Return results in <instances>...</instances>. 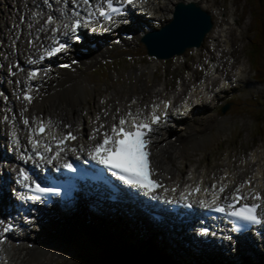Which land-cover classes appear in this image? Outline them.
Masks as SVG:
<instances>
[{"label": "rangeland", "instance_id": "1", "mask_svg": "<svg viewBox=\"0 0 264 264\" xmlns=\"http://www.w3.org/2000/svg\"><path fill=\"white\" fill-rule=\"evenodd\" d=\"M20 1H16L20 4L16 7L14 0H0V31L5 32L11 52L5 51L0 39V89H3L1 87L5 85V91L8 95L10 94V103L8 104L11 112H14L15 107L13 108V106L18 102V97L15 98L16 103L13 100L14 92L17 95L18 76L19 74L24 75V68L19 69L20 67H18L16 71L14 68L18 59L25 61L21 54L16 58L11 51V41L14 35V29L12 30V28L15 27L16 30L19 29L22 32L20 43L27 45L30 41L29 38L27 39L28 33H32L30 25L39 27L38 24L41 23V21L32 20L35 5L43 6L42 0H38V2L30 0L32 4L30 8L26 9L24 7L30 3L25 2V0L20 3ZM173 1L176 0H163L161 9H164V16L160 21L161 23L169 18ZM193 1L210 15L212 21L211 30L205 34L203 41L195 51L189 48L184 50L181 55L167 59H156L154 56H147L143 45L139 42L138 35L141 30H138L130 40H122L118 44H110L105 41L100 47L89 50V52H97L98 56L89 63L77 62L75 67L70 64L68 69L72 71L70 78L71 92H82L84 94V100L77 107L78 112L83 115L81 112L82 106L84 108L90 107L93 109L91 113L95 118L100 113H93L108 96L111 98L109 103H113L111 106L114 107H111V110H114L116 106L114 103L122 102L126 104L131 95L143 101L145 99L146 104L153 99H157L156 95L162 97L163 93H166L165 95L168 97L177 99H180L182 95L189 97L190 84L198 83L197 85L201 86L204 91V104L198 106L197 111L200 116L197 115V117L200 119L195 121L193 125V138L191 139L193 145L186 147L184 153L180 155L176 150L179 144L174 143L177 140H171L170 143H173L175 149L169 152L167 159L180 169L182 175L192 168L198 170L206 168L210 175L215 172L216 175H220L218 173L219 169L225 164L228 168L230 161H233L235 175H237L238 180H241L248 177L253 168L251 165L247 169L242 166L243 160L249 161L250 155L253 156V150H260L264 155V132H257V129L260 128L259 125L257 126L259 115L264 112V107L261 106L262 104L260 105V102H264V84H257L251 78L250 66L246 60L249 58L248 53L246 52L245 55L247 42L251 38V27L248 29L249 15L244 12V0ZM26 12H29L31 22L27 20L28 14ZM38 15L43 20L44 16H41V11L38 12ZM145 23L150 25V21L145 20ZM4 24L8 26L4 27ZM151 25V27L158 26L155 23ZM40 42L41 39H38L37 45ZM7 43H5L6 49L9 48ZM14 45L20 47L19 39L14 40ZM226 46H229L231 50L229 53L225 50ZM160 48L158 47V50ZM100 62L101 64L90 72V69ZM211 65L217 68V74L214 78H212L213 70L208 72ZM237 66L240 67V71H237ZM54 71L53 68L47 77V82L54 81L59 77ZM12 73L14 75L10 76ZM223 77L228 80L226 86L223 83ZM47 82L46 85H48ZM69 84L70 80L66 87L69 88ZM219 85H224V87L219 90ZM204 86H207V88ZM85 87L92 89L90 94H86ZM145 91H148V93ZM58 96L64 98L62 93ZM226 99H228V105H226ZM1 100L3 98L0 94V110L5 108L1 104ZM6 102H8V99ZM220 105L221 108L224 106V110L227 109L221 112ZM9 107L8 110H10ZM80 107L82 108L80 109ZM3 113L5 112H0V114ZM101 113L105 114L106 111L104 110ZM190 118L191 116L188 114L187 117L179 119L177 124L169 123V128L172 127L176 130L173 132L182 134L183 124ZM158 134H161V137L166 135L163 131ZM244 169L245 171H243ZM65 215L67 219L63 221V226L66 227L67 233L71 229L73 230V235L70 237L71 241L55 243L47 248H42V251L38 252L39 254L34 255H29L30 251L25 246L27 242H22L19 248L24 249L25 257L23 259L27 264H101L105 257H110V255H114L120 250L125 225L121 226V235H115L109 232V229H111L109 224L105 225L95 218V226H97L94 227L95 232L90 236L83 229L85 226L82 224L81 219L78 222L74 219L70 220L71 216L69 214ZM74 216L76 215L74 214ZM103 217L106 219L111 218L105 215ZM113 218L115 217L112 216L110 221L114 220ZM89 222L90 224L88 223L87 226L90 227L92 221L89 219ZM103 222L107 221L103 220ZM128 222L121 220V223L124 224ZM113 223L114 221H112ZM36 226V224H33L32 228ZM52 228L53 223L49 221L38 227L37 232H31L28 239L34 240L37 235L47 234L48 232L54 235L59 234L54 232ZM88 228L87 230H89ZM83 235L87 236V239ZM28 242L30 241L28 240ZM135 242L140 243L137 235H135ZM160 246L161 248L165 247L163 244ZM33 247H35V243ZM171 247H174V249L183 248L175 247V245H171ZM260 248L258 246L249 253H232L226 256H229L228 261H232L233 264H253L258 261L260 256H264V252H260ZM224 257L219 256L218 258L224 260ZM219 263L229 264L220 261ZM14 264L16 263L14 262Z\"/></svg>", "mask_w": 264, "mask_h": 264}, {"label": "bare ground", "instance_id": "2", "mask_svg": "<svg viewBox=\"0 0 264 264\" xmlns=\"http://www.w3.org/2000/svg\"><path fill=\"white\" fill-rule=\"evenodd\" d=\"M34 1L38 2V0H34ZM44 1L54 2V0H44ZM29 3L30 4L28 6H25L24 8H26V9L30 8V5L32 3L31 2H29ZM149 3H153V6H156L158 3L163 5L162 0H152ZM34 4H35V2H34ZM69 7H72V9L75 8L71 5H69ZM39 8H40V6L35 5L32 18L34 17V14L37 13V10ZM26 13L28 14L29 12H26ZM55 15H56V9H52V10L48 11V13L46 14V17L47 16H54L55 17ZM27 20L29 22L32 21V20H30L29 14L27 15ZM35 20H36V22L40 21L39 18H37ZM45 27H49V25L44 23V28ZM37 36L41 40H45L47 37V32L43 31V33H39V34L36 33L34 36H29V38L35 39V37H37ZM160 45H162V44H152V45H149V47L153 48L154 50H158V47H161ZM22 50L28 51V48L26 46H23ZM89 57H90L89 52H87V53L79 52V59L84 60V59H87ZM53 65L59 74H61L65 70V69H62L61 67H59L58 63H56V64L53 63ZM212 66L213 65H211V67ZM20 78H22V76H20L19 79ZM225 79L226 78L223 77V83L224 84H225V81H224ZM55 83L59 88H61L62 86H64V84H67L68 82L56 80ZM205 88H207V86H205ZM70 89L71 88H68V89L63 88L61 90V92H62V95L64 96V98H56L55 100H53L54 98L50 97V96L54 92V89L52 87L43 88L41 93L37 94L38 99H35V101L32 102L31 106H28L27 108H23V110L25 111V113L27 115H31V116L46 114V116L49 119H51V117H53V116H55V119L62 118V119H64V121L66 123H70L71 127L74 129H77V131L80 132V134L82 135L83 130L85 128V124L92 122V120L94 119L93 115L91 114L92 109L90 107H85V108H84V106H82L83 108L80 107V109L82 108V110H85L86 115L91 114V117L85 116L86 117L85 118L82 114H80L78 112L77 107L80 104V102H82L84 100V97H83L84 94L82 92H78V93L72 92L71 93V91L69 92ZM85 89H86V94H90V92L92 91V89L89 87H85ZM197 90H198L197 87H192L191 92H192L193 96L197 95V93H196ZM145 92L148 93V91H145ZM185 99H188V98H185ZM193 100L198 102L201 100V97L196 96L193 98ZM14 101L16 102V100H14ZM157 102L158 101H154V103H157ZM184 104L186 105L187 110H188V114H190L191 118L186 123H184V124L182 123L183 124L182 134H177V132H171V131H169L170 129H168L165 126L160 127L163 125L162 124L159 126L160 128H157V130L163 131L164 133H166V135L164 137H161V134L157 133L155 135L153 143H152V145H153L152 146V148H153L152 158H153L154 164H156L158 169H160L159 172H162L163 174L172 173L174 175L173 178L176 181L181 180L183 176L181 174L180 169L178 167H176L174 164H172L167 159V155L169 154V152L173 151L175 149L173 146V143L172 144L170 143L171 142L170 135L174 134L173 141L178 140L180 142L179 146L176 147V150L179 152L180 155H182L184 153V150L186 147H188V146L190 147V145L191 146L193 145L192 140H191L193 138V129H194L193 125H194L195 121L200 119L199 117H197V115H199L198 111H197L198 105L190 107V103H188V101H186ZM142 105H143L142 103H139L137 109H141ZM199 105L203 106V104L201 102ZM135 106H136V104H135ZM14 107L15 106H13V108ZM129 107H132V105L126 106V108H129ZM88 108H89V110H88ZM112 108H114V107H112ZM126 108L123 109L124 112H125ZM14 114L18 118L17 119V125L20 126V122H19L20 114L17 110H14ZM56 115H58V117ZM99 116H100V119L102 121H105V120H107L106 116H108V115H106L104 113H100ZM117 118H116V115H114V122L116 121ZM169 118L171 120H175V119H177V116L171 114ZM88 120H90V121H88ZM112 124L113 123H111L109 125V127L106 131L109 130V128ZM58 128L59 127H57V129ZM100 129L101 130H99V131H102V130L105 131V128L104 129L100 128ZM185 130H186V132H184ZM81 141L83 142L84 139L81 138ZM252 154H253V156L251 157V155H250L249 161L244 159L242 162L243 163L242 166H245L246 169L249 165L253 166L252 171L249 172V177L242 179V181H244L245 179H250V181H251L250 187H253V188L259 190L262 193V199L264 200V155H262L260 150H253ZM227 158L229 159V157H227ZM9 163H10V165L12 164V159L10 160ZM234 168L235 167L233 165V161L232 162L230 161V165L228 166V168L225 167V171L224 170L220 171L219 172L220 175H217V176L213 175L212 179L209 178L210 172L208 171V174H207L206 168H202L199 171H197L198 174L195 173L194 170H191L190 174L188 176V179H190L188 182L192 183L199 177L203 183L204 182L206 183V184H201V186L202 187L207 186L206 192L209 195V199L211 200V199H214L216 197L217 192L215 191V189L217 188L218 185H224V186L226 185L227 186L224 193L230 192L232 190V188H234V187H242V185L240 184V180H238L237 175H235V172H234L235 169ZM243 171H245V169ZM222 173H225V175H226L225 178H222V176H221ZM173 178H171V179L173 180ZM174 182L175 181L173 180V183ZM109 205L114 206L115 204L109 203ZM101 208L103 209V207H101ZM58 213L59 212L55 211L53 213V217H48L47 215H45V216L47 217V219L49 221H51V223H53L52 229L54 230V232L59 233V234L54 235V234L48 232L47 234L37 235L34 239L35 247H33V249H29V251H30L29 255L39 254L38 252L39 251L41 252L42 248L43 249L47 248L49 246H52L55 243H60V242H63V243L66 242L67 243V242L71 241L70 237H71V235H73V230L71 229L70 232L67 233V231L65 230L66 227L63 226V221L65 219H67L66 218L67 216L64 213H62L60 215H58ZM74 214L76 216H74ZM74 214L72 215V217H70V220L74 219V220L79 222V220L81 219L82 224H84V226H85V227H83V229L86 230L88 233L87 235H90V236L95 232L94 227L97 226V225L95 226L96 219L102 223H103V220L107 221L105 223L109 224V226L111 228V229H109V232L113 233L115 235H121L120 234L121 229H122L121 226L124 225V223H121L122 219L125 221H130V219L128 217H125L123 214L118 213V212L110 213V212L105 211V210L95 211V209L92 205H88L86 207L84 206L83 208H81V211H77ZM90 214H92L93 216L92 215L90 216ZM103 215H105L106 217H111V218L106 219L103 217ZM112 216L115 217V218H113L114 220H112V221H114L113 224H112V221H110V219H112ZM89 219H90V221H92V224L90 225V227L87 226L90 224ZM134 223H136L137 226H140V227L145 226L144 217L141 215L135 216ZM155 225L157 226L158 224H155ZM87 228L89 230H87ZM159 232H162V230L159 229ZM172 234H176V233H172ZM172 240H175V239H172ZM175 241H177V240H175ZM4 246H5L6 256L9 258V263H12V261H14V262L17 261V264H24V260H23L24 252L22 251L21 248L15 249V248L8 247L7 245H4ZM246 248H250V245H246V246L241 247V249H246ZM30 258H31V256H30Z\"/></svg>", "mask_w": 264, "mask_h": 264}, {"label": "snow or ice", "instance_id": "3", "mask_svg": "<svg viewBox=\"0 0 264 264\" xmlns=\"http://www.w3.org/2000/svg\"><path fill=\"white\" fill-rule=\"evenodd\" d=\"M124 3L131 4L133 0H123ZM85 5H88L89 8L92 7L90 0H83ZM106 4V8L103 5H97L95 11L99 13L100 16L106 17L108 19L111 18L109 13L119 14L120 9L117 7H113V0H104ZM94 15L95 13H90ZM79 15V13H76ZM53 17H49V23H51ZM78 23V22H77ZM65 27H68L65 25ZM72 31H75L77 24H73ZM55 31V29H54ZM65 45L63 43L59 44L58 47L52 49L49 52L51 55L53 52H60L64 49ZM37 73H30V78L34 77ZM24 99L29 103L32 102V97L25 93ZM155 106L153 108V113L151 115L150 121L146 120H138L137 116L133 115L131 112L127 114V117H121L119 119L118 125H113L111 129V134L105 133L104 139L101 143H98L94 150L90 152V156L92 159L96 160L99 164L104 165L105 167L115 170L117 174H120V179L126 181L129 184L135 185L140 189H144L147 193L151 194L156 187H159L160 184L158 181L153 180L151 177L154 175V168H152L150 160H149V151L148 145L150 143V139L148 134L153 131L152 125L157 124L162 115L158 114ZM164 108H168V104L164 103ZM24 123L27 125L28 120L25 119ZM37 128L31 130L30 133V142L33 144V148L39 146V141L32 139L33 135H40L45 132L46 124L43 121H37ZM48 127L51 126V122H48ZM65 127H69L65 125ZM98 131V129L96 130ZM15 139V134H13ZM55 140L56 137L53 136ZM76 136L71 132H68L66 135L62 136L57 140L58 146L64 145L66 140H75ZM45 150H51L50 145H45ZM60 151H64L63 147H60ZM37 155H40L37 153ZM43 158V157H42ZM66 168L71 169V164H65ZM20 175L23 179L27 180L28 176L25 175L24 171L21 170ZM35 183V181H33ZM27 187V185H26ZM56 189L49 187H41L40 184L35 183L34 191L38 193H47L55 191ZM193 192L199 191V188H195L192 190ZM221 192L224 191V188L220 189ZM239 189L234 193V202L227 204L226 208L229 209L227 214L231 217H235L238 220L250 222L253 224H260L264 222V215L258 214V209L261 208V205L253 203L251 205L245 203L240 207H234V203L240 199H246V197H241L238 195ZM254 200H260L261 194L259 192L255 193L252 197ZM203 204L204 202L201 201ZM215 203V201H213ZM225 206H217L214 208L216 212H225ZM8 231L9 228L6 227L4 229Z\"/></svg>", "mask_w": 264, "mask_h": 264}, {"label": "trees", "instance_id": "4", "mask_svg": "<svg viewBox=\"0 0 264 264\" xmlns=\"http://www.w3.org/2000/svg\"><path fill=\"white\" fill-rule=\"evenodd\" d=\"M247 2L254 17V22L251 23L252 36L248 41L247 53L256 80L264 82V0H248ZM258 125L260 128L257 129V132H264V112L259 115ZM127 232L126 238L122 239L120 250L110 257H105L101 264H218V261L209 260L203 255L199 257L186 255L171 247L161 248L157 244L151 246L150 243L137 244L132 237L137 234ZM139 238L145 239L143 236ZM220 262L228 263L224 260ZM253 264H264V257Z\"/></svg>", "mask_w": 264, "mask_h": 264}, {"label": "water", "instance_id": "5", "mask_svg": "<svg viewBox=\"0 0 264 264\" xmlns=\"http://www.w3.org/2000/svg\"><path fill=\"white\" fill-rule=\"evenodd\" d=\"M209 27V15L197 3L177 2L173 5L171 19L159 29L148 32L142 42L147 54L167 58L183 52L186 47L198 46ZM152 44L162 45L160 50H154L149 47ZM221 111H224V107Z\"/></svg>", "mask_w": 264, "mask_h": 264}]
</instances>
